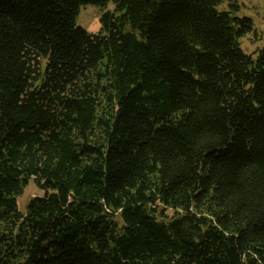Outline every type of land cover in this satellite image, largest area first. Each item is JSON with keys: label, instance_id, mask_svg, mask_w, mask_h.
Returning <instances> with one entry per match:
<instances>
[{"label": "trees", "instance_id": "1", "mask_svg": "<svg viewBox=\"0 0 264 264\" xmlns=\"http://www.w3.org/2000/svg\"><path fill=\"white\" fill-rule=\"evenodd\" d=\"M224 4L0 0V264H264V46Z\"/></svg>", "mask_w": 264, "mask_h": 264}, {"label": "rangeland", "instance_id": "2", "mask_svg": "<svg viewBox=\"0 0 264 264\" xmlns=\"http://www.w3.org/2000/svg\"><path fill=\"white\" fill-rule=\"evenodd\" d=\"M230 1H236L239 5L237 15L241 17H249L253 20L254 29L247 34L242 40V46L248 53L255 52L264 46V0H225L223 7H227ZM115 3L109 2L106 6L96 4L85 5L77 17V24L85 28L90 33H99L102 29L101 18L104 12L115 10ZM42 191L38 185L31 180L24 193L19 197V208L25 211L31 198L36 195H42Z\"/></svg>", "mask_w": 264, "mask_h": 264}]
</instances>
